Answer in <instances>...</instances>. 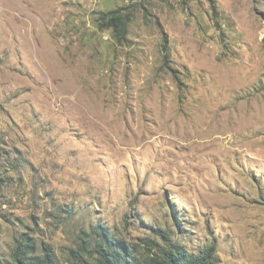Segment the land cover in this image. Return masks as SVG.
<instances>
[{
    "label": "rangeland",
    "instance_id": "374dc122",
    "mask_svg": "<svg viewBox=\"0 0 264 264\" xmlns=\"http://www.w3.org/2000/svg\"><path fill=\"white\" fill-rule=\"evenodd\" d=\"M0 179V264L100 227L264 264V0H0Z\"/></svg>",
    "mask_w": 264,
    "mask_h": 264
},
{
    "label": "trees",
    "instance_id": "16d2710c",
    "mask_svg": "<svg viewBox=\"0 0 264 264\" xmlns=\"http://www.w3.org/2000/svg\"><path fill=\"white\" fill-rule=\"evenodd\" d=\"M96 20L105 29H111L120 40L124 37L128 17L118 9L100 11ZM163 49L167 50L165 43ZM164 56V54H163ZM1 180V179H0ZM164 242L150 239L146 246L125 244L115 236H110L103 228H96L100 241L96 244L100 264H216L215 245L210 243L195 252L187 251L176 242H170L166 233L160 229ZM156 234V233H155ZM151 248H150V247ZM137 247H142L140 251ZM29 238L17 240L12 252L15 264H60L52 251L45 250L42 255H33ZM73 264V263H71Z\"/></svg>",
    "mask_w": 264,
    "mask_h": 264
}]
</instances>
